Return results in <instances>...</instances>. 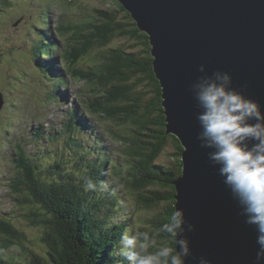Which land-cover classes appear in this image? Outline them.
Masks as SVG:
<instances>
[{"label": "trees", "instance_id": "trees-1", "mask_svg": "<svg viewBox=\"0 0 264 264\" xmlns=\"http://www.w3.org/2000/svg\"><path fill=\"white\" fill-rule=\"evenodd\" d=\"M108 1L112 3L111 8L99 11L102 14L99 22V12L95 9L90 18L84 20L89 12L84 8V21L76 27L75 24L71 26L79 43L94 54L90 58L93 61L90 64L93 69L90 80L93 78L94 88L99 93H105L107 103L99 108L104 118L115 121L120 128L124 127L122 135L127 142L131 143V139L135 141L134 147L127 143L124 149L125 158L131 161L125 169L135 167V174L130 179L131 173L122 171V176L117 175L118 181L136 193L135 202L143 208L163 203L159 213L144 223L141 222V214L137 217L135 232H148L155 238L154 246L149 248V252L155 253L160 248L171 246V238L163 230V225L175 211L173 181L181 173L182 145L175 135L166 133L162 88L153 70L148 34L136 26L118 0ZM10 6V0H0V18L5 15L3 9ZM114 43H117L116 46H112ZM94 104L91 97L87 107L91 108ZM71 130L73 128L64 125L62 133L68 141L65 146L75 151L69 138ZM127 135L129 137H125ZM49 139V155H42L41 152V155L32 157L21 151L15 156L17 173L10 185L17 207L25 211L21 216L41 229L37 237L45 248V255L33 254L34 264H42L40 259L45 264H114V251L103 238L111 233V237L118 240L125 232L131 234V230L128 229L129 223L116 222L115 214L106 205L105 194L98 189L100 184L95 175L100 166L83 155L90 162L85 173L79 170L70 172V167L65 171L58 169L65 160L62 154L59 156L58 147L53 153L55 160H52V149L58 139ZM73 140L78 143L75 137ZM168 144L170 150H166ZM161 157L169 161L161 162ZM113 161L123 169L125 163ZM18 181L21 186L17 187ZM92 212L96 213L95 218ZM12 223L0 219L2 247L8 242L17 243L23 239L21 230ZM145 223H149L151 228ZM0 264L21 263L7 257L0 260Z\"/></svg>", "mask_w": 264, "mask_h": 264}, {"label": "water", "instance_id": "water-1", "mask_svg": "<svg viewBox=\"0 0 264 264\" xmlns=\"http://www.w3.org/2000/svg\"><path fill=\"white\" fill-rule=\"evenodd\" d=\"M118 1L149 36L166 133L182 145L181 173L173 184L175 210L183 208L194 225L183 233L191 249L186 264H199L200 257L210 264H257L256 227L245 223L219 165L209 160L213 149L197 139L202 109L195 90L204 77L227 71L231 86L264 111V0ZM245 143L250 148L256 141Z\"/></svg>", "mask_w": 264, "mask_h": 264}, {"label": "rangeland", "instance_id": "rangeland-1", "mask_svg": "<svg viewBox=\"0 0 264 264\" xmlns=\"http://www.w3.org/2000/svg\"><path fill=\"white\" fill-rule=\"evenodd\" d=\"M10 2L11 6L3 9L5 15L0 18V57H3L0 61V92L5 99V103L0 110V151L2 153L11 152L12 150L18 151L17 148L13 149L9 133L11 131L17 132L25 123H33L34 121L30 118V113L40 115L43 121L50 118L49 111L45 113V109H42V105L46 103L45 98L37 95L32 98L33 94L36 93L34 87L36 85L42 87L45 81L34 67L33 60L37 61L33 55L34 46L39 41L38 34H35L37 31L36 26H44L43 23H46L51 28L49 34L57 40L59 47L54 48L49 55L45 56L47 59L56 60L55 64L58 68V61L61 63V68L66 79L62 87L65 96L60 97V100L64 98L65 104L68 100L75 102L73 98L76 96L81 100L78 103L80 108L84 109L87 108V100L89 101L92 97V101H95V104L90 108L92 113H89L88 120L93 121L99 132H102L106 127L107 133V129L110 128L109 137H107V149L105 150L108 153V157H112L117 164L125 163L123 168L130 165L131 161L129 162L124 159L126 155L124 147L127 146V143L130 147H134L135 141L131 139V143L127 142L122 135V132L124 133L125 131L122 130L124 127L120 128L115 121L101 117L103 112L99 108L102 105H106L107 99L104 97L105 93L101 94L98 89L94 88L93 78L90 80V74L93 72V69L90 67L93 61L90 58L94 54L79 43V39L77 36H74V29L71 26L75 24L76 27L82 21L90 18V13H94V9L97 13L99 11H107V9L111 8L110 4L112 3L108 0H10ZM84 8L89 9V12L83 20ZM79 12H81V15H79ZM101 17L102 14L99 12L98 22L101 20ZM32 21L37 23H33ZM116 44L114 43L112 46H116ZM60 50L61 54L58 58ZM31 60L32 63H30ZM25 98H32L30 110L21 109L19 106ZM51 106H54L59 111L60 106L56 104H51ZM73 106L74 104H71L69 108H73ZM80 108H78V111L82 114L83 111ZM83 116L80 117L81 121H85ZM96 122H98V125H96ZM36 124L38 123L36 122ZM101 124L105 125V127L102 128ZM88 142V145H91L89 135L84 143L87 144ZM62 145V142H60L59 144H54L53 148H59ZM116 148L117 151H114ZM39 149V147L34 149V146H32L29 148V154L32 157L41 155V149L40 153H37ZM170 149L171 146L168 144L166 150ZM63 156L66 159H71L68 155V150L64 152ZM165 157H161L160 161L168 162L169 159ZM13 158L6 159L3 157L0 159V169H2V172L10 170L13 173L15 172V174L17 173L16 168H13L15 164V161L12 162ZM121 168L117 166L113 167V175L110 177L109 187L107 188V190L111 188L112 195H106V205L115 214L116 222L124 220L127 222V225L129 223L128 229L131 230V234L129 235H135L136 233H132V231H136L138 215L141 214V222L144 223L146 219L152 218L159 213L163 203L149 209L143 208L141 204H137L135 202L136 193L131 189L121 188L116 174ZM134 168L131 167V169ZM133 173L135 174V172ZM132 178L133 174L130 179ZM18 186H21L19 181L17 182ZM23 212L25 211L21 207H17L16 198L10 186L1 188L0 185V218L12 220L14 225L23 234V239L20 242H8L9 245L15 247L17 250L19 249V251L29 248L44 255V246L39 242L37 237L41 229L32 226L29 221L25 220L21 216ZM145 225L149 229L151 228L149 223H145ZM157 247H160V245L157 244ZM21 254L23 255L22 252Z\"/></svg>", "mask_w": 264, "mask_h": 264}, {"label": "clouds", "instance_id": "clouds-1", "mask_svg": "<svg viewBox=\"0 0 264 264\" xmlns=\"http://www.w3.org/2000/svg\"><path fill=\"white\" fill-rule=\"evenodd\" d=\"M41 35L48 43L49 35L45 30H42ZM43 61L48 67L52 66V60L48 61L46 58L45 61L43 58ZM203 69L202 64L200 70ZM231 81L232 76L229 72L225 71L222 74L216 72L213 76L204 77L196 86V99L202 109L197 116L201 127L197 139L201 141V147L213 149L208 154L209 160L214 165H219L223 183L230 190L233 199L240 204L242 214L246 217L245 223L255 225L259 245L256 261L260 264L264 261V111L258 101L232 87ZM72 114L75 120L79 121L81 129L91 133L86 121H81V116L76 111H72ZM248 140H254L256 143L249 148L245 143ZM85 145L87 144L83 141V146ZM92 148L93 151L97 150ZM100 150L95 155L102 156V149ZM57 152L60 153L61 150L57 148ZM106 154L108 155L107 152ZM92 159L94 162L91 163L98 161L97 157ZM88 163L90 162L87 161ZM124 170L129 171L131 175L134 172V169ZM108 187L104 184L102 190L106 202V195H112L111 188L107 190ZM193 229L194 225L186 221L183 208H178L167 217V223L163 225V230L171 238V246L160 248L155 253L149 252V248L155 244V238L148 232H139L135 235L125 232L119 240L118 247L114 246L116 241L111 237V233L103 239L111 244L114 264H186L191 249L183 233ZM35 253L39 254L33 249H23V258L34 264L32 255ZM116 254L119 257L117 261ZM40 262L45 264L42 259ZM199 264H210V261L206 257H200Z\"/></svg>", "mask_w": 264, "mask_h": 264}, {"label": "bare ground", "instance_id": "bare-ground-1", "mask_svg": "<svg viewBox=\"0 0 264 264\" xmlns=\"http://www.w3.org/2000/svg\"><path fill=\"white\" fill-rule=\"evenodd\" d=\"M48 41H50V38H48ZM42 42H45L46 44H48L49 45V42L47 43V40H45L44 39V41H42ZM80 131H82V129H79ZM90 160H94V159H92V158H89Z\"/></svg>", "mask_w": 264, "mask_h": 264}]
</instances>
